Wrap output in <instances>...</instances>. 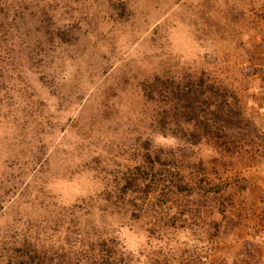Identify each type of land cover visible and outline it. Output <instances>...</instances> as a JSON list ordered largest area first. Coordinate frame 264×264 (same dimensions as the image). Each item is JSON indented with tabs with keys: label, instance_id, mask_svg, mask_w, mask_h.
Instances as JSON below:
<instances>
[{
	"label": "rangeland",
	"instance_id": "obj_1",
	"mask_svg": "<svg viewBox=\"0 0 264 264\" xmlns=\"http://www.w3.org/2000/svg\"><path fill=\"white\" fill-rule=\"evenodd\" d=\"M255 76L264 0H0V264H264L218 231Z\"/></svg>",
	"mask_w": 264,
	"mask_h": 264
},
{
	"label": "crops",
	"instance_id": "obj_2",
	"mask_svg": "<svg viewBox=\"0 0 264 264\" xmlns=\"http://www.w3.org/2000/svg\"><path fill=\"white\" fill-rule=\"evenodd\" d=\"M255 76L259 81L258 88H247L244 94V111L252 115L257 113L260 125L264 127V79ZM256 159L238 169L232 168L225 178L230 180L223 191L231 192L230 227L223 223L218 225L221 240L229 241L237 249H256L257 255L264 257V153L261 147L255 149Z\"/></svg>",
	"mask_w": 264,
	"mask_h": 264
}]
</instances>
